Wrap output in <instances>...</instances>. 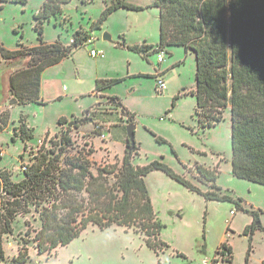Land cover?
I'll list each match as a JSON object with an SVG mask.
<instances>
[{
    "label": "rangeland",
    "instance_id": "rangeland-1",
    "mask_svg": "<svg viewBox=\"0 0 264 264\" xmlns=\"http://www.w3.org/2000/svg\"><path fill=\"white\" fill-rule=\"evenodd\" d=\"M112 1L69 0L61 4L60 14L43 20L45 41L58 39L68 44L75 36L83 41L61 63L43 72L41 98L44 104L10 103L8 75L25 67L29 55L22 53L11 59L0 56L5 78L0 102V170H6L13 181L21 180L23 165L32 161L43 139V149H48L52 146L51 139H59L65 132L71 137L73 149H90L91 169L96 172L97 167L105 163H120L127 150V125L134 123L138 153L132 157L133 165L160 160L201 190L211 187L199 180L195 164L216 168V186L222 193L241 198L245 209L257 212V219L233 202L206 200L164 171L155 169L144 179L153 208L164 225L159 239L167 245L162 250L150 248L144 235L133 228L111 225L100 229L90 225L68 244L38 253L31 238L33 229L40 224L37 213L31 210L18 215L13 231L2 236L3 264H16L22 246L28 253L25 264H261L264 259V185L232 174L228 109L224 111V119L216 125L205 130L199 128L193 117L196 99L189 93L195 84L193 51L176 45L145 59L119 45L123 40L130 45L144 41L157 43L159 12L149 6L152 0H125L148 6L141 10L118 8L100 28H94L93 21ZM42 3L43 0L5 3L0 8V44L9 49L18 48V42L24 46L38 44L34 14ZM104 32L111 34L112 41L103 39ZM91 36L93 41L96 37V43L103 45L104 58L99 67L92 65L89 58L90 45L86 40ZM158 55L164 56L162 62H158ZM96 74L123 80L100 94L92 92ZM154 74L164 78V89L157 87ZM113 95L133 115L115 104ZM22 114L32 133L25 147L19 135H15ZM61 117L67 121L58 123ZM82 118L85 120L67 125L69 121ZM94 123L102 126L103 138L98 137ZM156 136L165 141H158ZM231 209H234L233 214ZM28 225L31 230L25 234ZM25 238L29 240L24 242ZM221 243L230 247V252L221 248ZM228 258L229 261L224 260Z\"/></svg>",
    "mask_w": 264,
    "mask_h": 264
},
{
    "label": "trees",
    "instance_id": "trees-1",
    "mask_svg": "<svg viewBox=\"0 0 264 264\" xmlns=\"http://www.w3.org/2000/svg\"><path fill=\"white\" fill-rule=\"evenodd\" d=\"M67 1L43 0L34 14L38 44L24 46L18 42L16 49L0 44V56L4 59L22 53L29 55L26 66L9 75L10 103L44 104L41 98L43 71L71 55L83 43L77 36L68 44L58 39L51 42L43 39V20L60 14L61 4ZM8 2L26 3L27 0H0V8ZM147 6L113 0L92 25L100 28L118 8L141 10ZM149 6L156 7L159 12L158 42L155 45L146 42L130 45L123 40L118 44L145 59L176 45L193 51L195 84L189 93L196 99L193 117L198 127L205 130L216 125L224 119V111L228 109L232 174L264 185V0H152ZM122 80L99 78L95 89L101 90ZM113 97L115 104L133 115L117 96ZM7 114L9 116V112ZM66 121L61 117L58 123ZM94 125L98 126L95 128L97 135L101 134L102 126ZM15 135L23 140L24 147L32 137L23 114ZM156 139L165 141L160 136ZM44 142L45 139L32 161L23 165L24 177L21 180L13 181L6 170H0V264L5 260L2 236L13 231V222L18 215L31 210L37 213L40 224L33 229L31 238L38 253L68 244L90 225L100 229L111 225L133 228L144 235L150 248L162 250L167 245L159 239L164 225L153 208L144 179L155 169L164 171L206 200L233 202L237 208L250 212L257 219V212L245 209L241 198L222 193L216 186V168L195 164L199 180L211 187L201 190L160 160L133 165L132 157L138 153L136 145L130 147L127 143L120 163H105L93 172L90 149H73L67 133L62 132L59 139H51L52 146L48 149H43ZM29 227L25 234H29ZM23 240L27 242L29 239ZM220 247L227 252L231 250L225 243ZM26 250L24 246L19 249L16 264H25L28 258ZM261 264H264V259Z\"/></svg>",
    "mask_w": 264,
    "mask_h": 264
},
{
    "label": "water",
    "instance_id": "water-1",
    "mask_svg": "<svg viewBox=\"0 0 264 264\" xmlns=\"http://www.w3.org/2000/svg\"><path fill=\"white\" fill-rule=\"evenodd\" d=\"M103 39L104 40L112 41L111 34L110 33H107V32H104ZM10 73H9V75H10ZM9 75H8V79H7V81H8V83H7L8 88H9ZM4 81H5V78L3 76L2 69L0 68V102L2 101V97L1 96L3 95V91H4V88H3V82ZM90 121H92V119H90ZM68 125L71 126L72 123L69 122ZM134 129H135V124L134 123H131V124H128L127 125V143L130 144V147H133L135 145Z\"/></svg>",
    "mask_w": 264,
    "mask_h": 264
},
{
    "label": "crops",
    "instance_id": "crops-1",
    "mask_svg": "<svg viewBox=\"0 0 264 264\" xmlns=\"http://www.w3.org/2000/svg\"><path fill=\"white\" fill-rule=\"evenodd\" d=\"M145 42V41H144ZM156 44V43H155ZM154 44V45H155ZM82 45V44H81ZM88 45H90V48H89V52H88V54H89V58H91L90 60L92 61L91 62V64L93 65H96V66H98L99 67V62L102 60L101 58H104L103 57V55H104V51L102 50L103 49V45H101V44H99V43H96V37H95V39H94V41L91 43V44H88ZM91 48H95V49H97V50H101L102 51V55H96V56H92L91 54H90V49ZM100 48V49H99ZM76 54V53H75ZM64 59V58H63ZM62 59V60H63ZM62 60H60L58 63H61L62 62ZM58 63H56V64H58ZM56 64H54V65H56ZM51 66H53V65H51ZM50 67V66H49ZM48 68V67H47ZM46 68V69H47ZM45 69V70H46ZM44 70V71H45ZM43 71V72H44ZM43 74V73H42ZM149 75H151V74H149ZM154 77V76H153ZM156 77V76H155ZM99 78H102V79H106V78H104L103 76H100V74H96V78H95V82H96V79H99ZM42 90H43V78H42V82H41V92H42ZM94 91H97V93H100V94H103V92L105 91V88L104 89H101V90H96V89H94L92 92H94Z\"/></svg>",
    "mask_w": 264,
    "mask_h": 264
},
{
    "label": "built area",
    "instance_id": "built-area-1",
    "mask_svg": "<svg viewBox=\"0 0 264 264\" xmlns=\"http://www.w3.org/2000/svg\"><path fill=\"white\" fill-rule=\"evenodd\" d=\"M93 42V37H89L87 40H86V43L87 44H91ZM90 54L92 56H96V55H102V51L101 50H97L95 48H91L90 49ZM164 60V56L162 55H158V62H162ZM157 87L159 89H164V85H165V81H164V78L163 77H160L158 76L157 79ZM98 126H95V128L97 129ZM98 137H102L103 138V133L99 134ZM230 213L233 214L234 213V209H231L230 210Z\"/></svg>",
    "mask_w": 264,
    "mask_h": 264
},
{
    "label": "flooded vegetation",
    "instance_id": "flooded-vegetation-1",
    "mask_svg": "<svg viewBox=\"0 0 264 264\" xmlns=\"http://www.w3.org/2000/svg\"><path fill=\"white\" fill-rule=\"evenodd\" d=\"M88 118V117H87ZM85 119L84 118H82V119H74V120H72V121H69V122H71L72 123V125H74V124H76L78 121H84ZM68 122V123H69ZM68 123H67V125H68ZM69 126V125H68Z\"/></svg>",
    "mask_w": 264,
    "mask_h": 264
},
{
    "label": "bare ground",
    "instance_id": "bare-ground-1",
    "mask_svg": "<svg viewBox=\"0 0 264 264\" xmlns=\"http://www.w3.org/2000/svg\"><path fill=\"white\" fill-rule=\"evenodd\" d=\"M164 86L166 87V85H164ZM165 87H164V88H165Z\"/></svg>",
    "mask_w": 264,
    "mask_h": 264
}]
</instances>
